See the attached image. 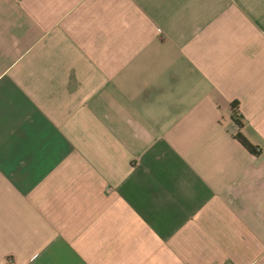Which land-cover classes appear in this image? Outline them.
Instances as JSON below:
<instances>
[{"label":"crops","instance_id":"1","mask_svg":"<svg viewBox=\"0 0 264 264\" xmlns=\"http://www.w3.org/2000/svg\"><path fill=\"white\" fill-rule=\"evenodd\" d=\"M0 264H264V0H0Z\"/></svg>","mask_w":264,"mask_h":264},{"label":"trees","instance_id":"2","mask_svg":"<svg viewBox=\"0 0 264 264\" xmlns=\"http://www.w3.org/2000/svg\"><path fill=\"white\" fill-rule=\"evenodd\" d=\"M232 117L238 126V131L236 132L237 139L253 154H260V148L257 145H254L251 143L244 133L242 132L243 127V121L241 120L239 116V110H238V101H234L232 104Z\"/></svg>","mask_w":264,"mask_h":264}]
</instances>
